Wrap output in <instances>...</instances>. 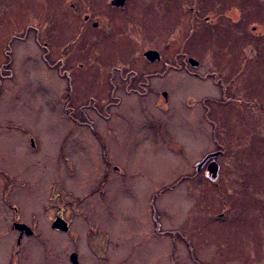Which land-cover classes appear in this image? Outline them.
I'll use <instances>...</instances> for the list:
<instances>
[{"label": "rangeland", "instance_id": "1", "mask_svg": "<svg viewBox=\"0 0 264 264\" xmlns=\"http://www.w3.org/2000/svg\"><path fill=\"white\" fill-rule=\"evenodd\" d=\"M111 1L0 0V158L104 259L264 264V0Z\"/></svg>", "mask_w": 264, "mask_h": 264}, {"label": "flooded vegetation", "instance_id": "2", "mask_svg": "<svg viewBox=\"0 0 264 264\" xmlns=\"http://www.w3.org/2000/svg\"><path fill=\"white\" fill-rule=\"evenodd\" d=\"M75 5L77 6V1L71 2L72 8L75 9ZM89 19L90 14H87L85 20ZM97 25L96 23L95 26ZM219 77L226 90L224 93L226 99L231 92L230 85ZM212 161L210 160L208 164ZM112 166L107 167L108 172ZM22 169L23 167L16 162L0 158V264H127V259H104L100 256L103 252L100 254L98 252L104 250L107 236L96 222L91 224L88 221L90 226L85 232L86 243L82 246V231L78 232L75 223L84 212L77 207L48 206V202L39 206L37 202L40 198L31 190L34 188L33 185L26 176L20 175ZM154 235H157L156 230ZM62 241L66 246L71 245L70 252L63 247L60 253L57 246L63 243ZM82 247L97 255L99 259H83ZM168 264L176 263L174 259H169Z\"/></svg>", "mask_w": 264, "mask_h": 264}, {"label": "water", "instance_id": "3", "mask_svg": "<svg viewBox=\"0 0 264 264\" xmlns=\"http://www.w3.org/2000/svg\"><path fill=\"white\" fill-rule=\"evenodd\" d=\"M126 3V0H112L111 1V4L112 5H116V6H123L124 4ZM144 55L150 60V61H156V60H160L161 58V55L159 53V51L157 50H153V49H150V50H147L145 51ZM190 63L193 65V66H198L200 63L198 60H196L195 58H190L189 59ZM164 95L166 96L167 94L164 93ZM219 152H215V153H211L209 154L208 156H206L204 158V160L199 164V168L202 166V164H204V162H206V160L209 158V157H212V156H216L218 155ZM76 256L74 255V259Z\"/></svg>", "mask_w": 264, "mask_h": 264}, {"label": "trees", "instance_id": "4", "mask_svg": "<svg viewBox=\"0 0 264 264\" xmlns=\"http://www.w3.org/2000/svg\"><path fill=\"white\" fill-rule=\"evenodd\" d=\"M12 72L13 71H11V73L9 74L10 76H12ZM219 78H216V82L219 84L220 83V81L218 80ZM221 84H222V91H223V93H225V87H224V84L221 82ZM69 91H70V89H69ZM69 98H70V93H69ZM70 105V106H69ZM64 107H65V113H66V115L69 117V118H71V117H74L73 116V108H71V103H64ZM214 123V122H213ZM212 123V124H213ZM90 125H93V123H91ZM213 127H214V129H213V131H215L216 130V124L214 123L213 124ZM216 142H217V144L218 145H221V143L218 141V140H216ZM222 146H220V148H221ZM159 193V192H158ZM154 198V197H153ZM153 211L155 212V229H156V231H157V233H160V232H162L161 230H160V224H161V222H160V220L158 219L159 218V215H158V213H157V209H156V207H155V205H154V207H153ZM191 246H192V244H191ZM193 250V249H192ZM193 252V251H192ZM191 256H195V254L194 253H192L191 254ZM196 257V256H195ZM194 260H197V259H194Z\"/></svg>", "mask_w": 264, "mask_h": 264}]
</instances>
